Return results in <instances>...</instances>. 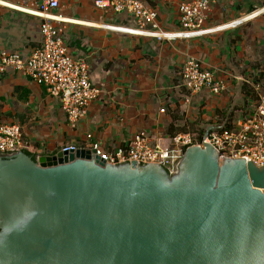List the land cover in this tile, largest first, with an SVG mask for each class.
Returning <instances> with one entry per match:
<instances>
[{
	"label": "water",
	"instance_id": "1",
	"mask_svg": "<svg viewBox=\"0 0 264 264\" xmlns=\"http://www.w3.org/2000/svg\"><path fill=\"white\" fill-rule=\"evenodd\" d=\"M0 264H264V164L209 144L173 175L86 149L0 155Z\"/></svg>",
	"mask_w": 264,
	"mask_h": 264
},
{
	"label": "crops",
	"instance_id": "2",
	"mask_svg": "<svg viewBox=\"0 0 264 264\" xmlns=\"http://www.w3.org/2000/svg\"><path fill=\"white\" fill-rule=\"evenodd\" d=\"M95 1L61 0L56 12L76 22L63 26L68 53L90 65V80L102 91L75 128L43 86L12 69L0 71V122L22 129L28 155L55 156L69 145L90 150L89 134L111 153L127 151L140 133L151 145L168 148L173 136L202 130L205 135L254 110V87L264 88V0H217L206 22L215 33L171 41L110 31L136 24L97 9ZM141 1L157 12L163 30L176 33L179 6L190 0ZM42 23L0 6V59L4 52L27 56L37 49ZM188 59L213 71L226 83V92L190 94L181 82Z\"/></svg>",
	"mask_w": 264,
	"mask_h": 264
},
{
	"label": "built area",
	"instance_id": "3",
	"mask_svg": "<svg viewBox=\"0 0 264 264\" xmlns=\"http://www.w3.org/2000/svg\"><path fill=\"white\" fill-rule=\"evenodd\" d=\"M61 0H0V6L27 14L43 21L41 25L42 41L40 46L29 55L18 53L1 54L0 71L14 70L17 74L29 78L43 86L46 92L59 101L68 124L75 128L86 114L90 103L102 93L90 80V65L82 59L73 58L65 43V24L72 22L59 15ZM217 0H190L179 6L180 30L170 33L163 30L158 22L157 12L141 0H96L95 7L125 15L136 24L134 28L108 27L110 31L133 36L152 38L158 41L175 39H193L215 33V29L206 28V22L212 6ZM182 86L192 95H221L227 85L216 74L204 69L195 59H188L181 71ZM258 101L254 110L245 114L237 122H226L207 136L199 138L196 134H178L170 138V147L151 145L144 133L136 135L127 151H105L99 143L87 135L90 150L94 151L108 165L118 166L135 161L138 165H159L170 175L176 174L180 162L188 148L211 145L221 160L236 159L245 156L258 164H264V88L254 87ZM164 112V111H163ZM28 149L19 126L0 122V155H14ZM76 145L62 148L61 152L70 153L79 150Z\"/></svg>",
	"mask_w": 264,
	"mask_h": 264
},
{
	"label": "trees",
	"instance_id": "4",
	"mask_svg": "<svg viewBox=\"0 0 264 264\" xmlns=\"http://www.w3.org/2000/svg\"><path fill=\"white\" fill-rule=\"evenodd\" d=\"M204 132H205L204 130H202L201 132H199V133H198V134H199L198 137H199V138H202V137L204 136Z\"/></svg>",
	"mask_w": 264,
	"mask_h": 264
}]
</instances>
